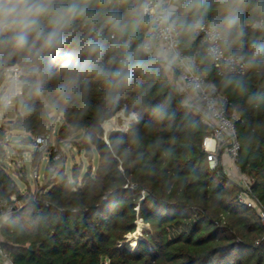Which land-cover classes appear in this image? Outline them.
I'll list each match as a JSON object with an SVG mask.
<instances>
[{"label":"trees","instance_id":"trees-1","mask_svg":"<svg viewBox=\"0 0 264 264\" xmlns=\"http://www.w3.org/2000/svg\"><path fill=\"white\" fill-rule=\"evenodd\" d=\"M215 9L213 2L209 19ZM178 15H184L182 7ZM246 20L245 35L233 41L232 50L250 53L253 42L264 41V27L256 26L264 24V17L249 12ZM85 32L78 22L69 43ZM179 35V51L193 58L201 76L227 98L229 115L236 114V165L252 180V195L264 204V75L247 69L233 76L245 85L243 91L229 85L227 77L216 76L202 42ZM148 38L142 30L132 48ZM140 55L156 74L137 73L133 87L113 103L104 81L92 76L80 77L64 99L56 88L68 74L60 70L58 57L43 64L27 53L0 48V98L5 70H27L21 76V113L11 130L28 133L31 141L49 129L54 114L61 120V139L84 130L82 147L90 150L88 139L99 155L94 172H86L79 183L78 169L70 180L64 168L56 172L50 162L35 201L0 227L1 246L13 264H264V246L254 244L263 233L258 217L237 202L238 188L221 165L209 168L202 141L210 129L183 105L164 64L142 48ZM159 105L168 116L155 114ZM122 111L125 116L135 113L136 121L127 132L111 133L106 144L102 128L107 134L119 130L114 120ZM4 138L0 126V200L21 199L3 166ZM142 226H147L145 242L140 240Z\"/></svg>","mask_w":264,"mask_h":264},{"label":"clouds","instance_id":"clouds-1","mask_svg":"<svg viewBox=\"0 0 264 264\" xmlns=\"http://www.w3.org/2000/svg\"><path fill=\"white\" fill-rule=\"evenodd\" d=\"M213 2L215 14L209 19ZM177 6L183 8L184 15L177 14ZM249 12L264 17V0H155L151 7L149 0H0V48L27 53L43 64L58 57L60 70L68 74L56 88L64 99L80 77L92 76L104 81L108 99L115 103L124 90L133 87L137 73L156 74L151 62L140 55L141 48L148 45L132 48L142 30L183 33L190 38L206 31L212 58L228 50L225 67L229 72L242 64L254 74L264 75V41L253 42L250 53L232 50L233 41L245 35ZM78 22L86 32L69 43ZM226 83L242 91L245 88L231 75ZM154 111L160 118L169 115L163 105Z\"/></svg>","mask_w":264,"mask_h":264},{"label":"built area","instance_id":"built-area-1","mask_svg":"<svg viewBox=\"0 0 264 264\" xmlns=\"http://www.w3.org/2000/svg\"><path fill=\"white\" fill-rule=\"evenodd\" d=\"M175 2L176 0H170V3ZM149 6H155V0H149ZM177 8L178 14L179 6ZM256 26L263 28L264 24L261 22ZM148 35L149 38L143 43V45L147 44L148 47L146 49L142 48L143 51L150 56L152 45L156 44L171 54L172 67L181 82V85L175 84L174 86L178 93L184 96L183 105L191 108L199 117L200 122L210 129V134L202 141V149L206 153L209 168L214 169L220 164L223 172L235 182L238 188L237 202L241 206L253 210L262 226V236L254 244L264 246V204L252 195V180L242 174L236 165L240 146L233 123L235 114L229 115L230 104L227 98L220 95L216 88L201 76L199 66L193 58L179 51V34L165 35L161 30L157 33H148ZM195 37L202 44L207 43L205 47L206 54L217 77L224 78L230 75L241 76L245 74L247 69L242 64L235 65L234 71L229 72L225 67V59L228 55L223 50V55L220 57L212 58L209 55L208 49L211 41L206 31H200ZM26 71L19 66H11L5 70L0 103L3 101L6 104L12 97L22 98L21 76ZM129 119L136 121V118L132 119V114L129 115ZM52 133L53 130L47 129L44 133L33 138V144L37 153L48 155L47 161L57 162L62 157V150L55 148L53 145ZM32 178L34 180L39 178L37 168L32 171ZM35 199L36 196L21 201L15 195H12L9 199L0 200V227L13 213L24 207L26 203L35 201ZM2 241L3 239L0 236V264H13L9 255L1 246Z\"/></svg>","mask_w":264,"mask_h":264},{"label":"rangeland","instance_id":"rangeland-1","mask_svg":"<svg viewBox=\"0 0 264 264\" xmlns=\"http://www.w3.org/2000/svg\"><path fill=\"white\" fill-rule=\"evenodd\" d=\"M31 70L34 71V69ZM21 103V99L13 97L9 100V102H6V104L1 101L3 109L0 111V126L5 135L2 144L4 146V150L6 151V159L3 161V166L20 192L21 199L19 200L26 201L28 198L36 196L39 191H42L45 184V181H43L44 171L46 168H50L51 166V168H53L56 172L61 168H64V172L70 180H72V170L78 169V183L81 181V178L86 174V172H89V170L92 173L94 172L98 166L99 155L96 148L88 139L87 144L89 145L90 150H86L82 147L85 137L84 130L70 132L66 139H61L57 134L61 126V120L54 114H51L49 128L50 131L53 130L52 143L55 148L62 150V157L57 162L52 163V161H50L51 165L50 162L47 161L48 155L45 156L36 153L35 156L33 153L36 152L34 144L32 143L33 140H28L30 136L22 132L11 130V126H13L15 122L16 115L20 113ZM115 118L114 123L116 122V129L119 130H111L110 132H127L131 124L134 123L133 120H130L125 128L124 122L129 119V116H125L122 112L118 113ZM102 130V139H106L110 132L107 134L103 128ZM33 160H35L34 163ZM35 168L38 169L39 174V178L37 180L32 178V171ZM138 221L139 220H137V223ZM143 230H147V226H142L140 232V240L145 242L144 239L142 240ZM127 242L125 243L126 246H128ZM128 247L132 248L133 246Z\"/></svg>","mask_w":264,"mask_h":264},{"label":"crops","instance_id":"crops-1","mask_svg":"<svg viewBox=\"0 0 264 264\" xmlns=\"http://www.w3.org/2000/svg\"><path fill=\"white\" fill-rule=\"evenodd\" d=\"M150 57L154 58V59H157L159 61H161L164 66H165V69L167 71V75L171 81V83L173 85L177 84V85H181V82L179 80V77L178 75L176 74V72L174 71L173 67H172V64H171V61H172V56L171 54H169L168 52L164 51L160 46L156 45V44H153L152 45V48H151V54H150ZM181 96V99H182V102H183V99H184V96L183 95H180ZM20 101V100H18ZM21 107V105H20ZM20 113H21V109H20ZM19 113V114H20ZM235 114V113H234ZM235 117H236V114H235ZM5 121V120H4ZM7 121V120H6ZM9 121V120H8ZM116 123V122H115ZM127 124L128 121L125 120L124 124ZM116 125V124H115ZM25 134H28V133H25ZM29 135V134H28ZM30 136V135H29Z\"/></svg>","mask_w":264,"mask_h":264},{"label":"water","instance_id":"water-1","mask_svg":"<svg viewBox=\"0 0 264 264\" xmlns=\"http://www.w3.org/2000/svg\"><path fill=\"white\" fill-rule=\"evenodd\" d=\"M202 45H203V47H206V46H207V43H203ZM122 113H123V111H122ZM135 118H136V116H135ZM101 128H102V126H101ZM113 132H115V131L110 132V133L107 135L106 139H102L106 144H108V138H109V135H110L111 133H113ZM118 132H120V131H118ZM146 196H147V193H146V192H143V197H146ZM29 249H31V247H30Z\"/></svg>","mask_w":264,"mask_h":264},{"label":"bare ground","instance_id":"bare-ground-1","mask_svg":"<svg viewBox=\"0 0 264 264\" xmlns=\"http://www.w3.org/2000/svg\"><path fill=\"white\" fill-rule=\"evenodd\" d=\"M128 122H130V119H127ZM116 124V123H115ZM128 124V123H127ZM124 126H126V123L124 124Z\"/></svg>","mask_w":264,"mask_h":264}]
</instances>
